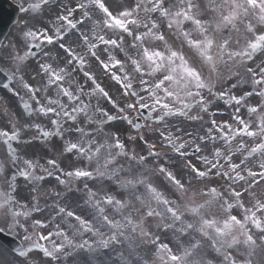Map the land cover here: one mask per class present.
I'll list each match as a JSON object with an SVG mask.
<instances>
[{
	"label": "snow or ice",
	"instance_id": "1",
	"mask_svg": "<svg viewBox=\"0 0 264 264\" xmlns=\"http://www.w3.org/2000/svg\"><path fill=\"white\" fill-rule=\"evenodd\" d=\"M18 11L0 264H264V0Z\"/></svg>",
	"mask_w": 264,
	"mask_h": 264
},
{
	"label": "rangeland",
	"instance_id": "2",
	"mask_svg": "<svg viewBox=\"0 0 264 264\" xmlns=\"http://www.w3.org/2000/svg\"><path fill=\"white\" fill-rule=\"evenodd\" d=\"M15 1L19 3V0H15ZM22 16H23V14H22ZM20 20H21V18H20ZM17 31H18V23L12 28V30H11V32H10V34H9V36L7 38H9L10 36H14L17 33ZM221 111L225 112L224 118L227 119V112L231 111V109L225 110V109L221 108Z\"/></svg>",
	"mask_w": 264,
	"mask_h": 264
},
{
	"label": "water",
	"instance_id": "3",
	"mask_svg": "<svg viewBox=\"0 0 264 264\" xmlns=\"http://www.w3.org/2000/svg\"><path fill=\"white\" fill-rule=\"evenodd\" d=\"M11 15H13V12H10Z\"/></svg>",
	"mask_w": 264,
	"mask_h": 264
}]
</instances>
